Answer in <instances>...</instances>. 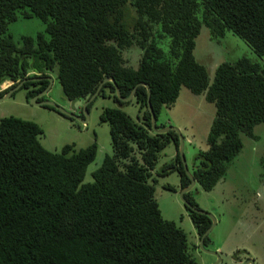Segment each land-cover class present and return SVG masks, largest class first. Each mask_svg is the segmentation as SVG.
<instances>
[{
  "label": "trees",
  "instance_id": "trees-1",
  "mask_svg": "<svg viewBox=\"0 0 264 264\" xmlns=\"http://www.w3.org/2000/svg\"><path fill=\"white\" fill-rule=\"evenodd\" d=\"M32 18L44 30L15 41L10 25ZM203 26L214 39L231 32L264 58V0H0V96L23 80L39 78L19 88L29 100L47 88L54 72L65 98L83 103L106 78L123 98L144 83L157 128H164L158 124L163 110L185 88L215 109L207 148L196 152L188 169L195 186L209 192L240 153V135L255 140L254 127L264 124V62L246 57L222 62L210 79L194 53ZM132 50L139 53L136 67L127 54ZM97 97L116 107L103 109L99 117L109 128L111 154L88 183L83 180L97 156L95 143L49 151L35 122L0 119V264H197L187 235L162 217L155 198L156 185L177 192L191 183L178 135L152 131L145 86L123 102L109 81ZM131 102L138 108L137 121L121 109ZM170 145L175 155L160 168ZM261 168L264 182V156ZM172 174L174 187L164 184ZM183 198L199 209L191 191ZM184 208L200 239L211 220ZM209 242L208 235L204 246Z\"/></svg>",
  "mask_w": 264,
  "mask_h": 264
},
{
  "label": "rangeland",
  "instance_id": "rangeland-1",
  "mask_svg": "<svg viewBox=\"0 0 264 264\" xmlns=\"http://www.w3.org/2000/svg\"><path fill=\"white\" fill-rule=\"evenodd\" d=\"M43 30L44 25L33 18L19 19L9 27V33L15 41H19L24 35L34 36ZM194 53L197 60L206 67L210 79L215 68L222 62H231L241 57L261 64L264 62V58H257L231 32H226L224 38L214 39L204 26L196 39ZM127 54L131 60L130 65L136 67L139 53L132 50ZM49 79L51 82L42 92V97L80 117L84 103L65 98L55 72L49 73ZM33 98L27 100L26 90H16L10 98L0 102V119L13 116L35 122L43 132L39 141L49 151L59 152L67 144H74L75 149L80 150L95 143L97 156L88 166L83 180V183L91 182L92 171L100 165L104 156L111 154L109 128L100 122L99 117L103 109L116 105L110 99H93L87 110V122L82 124L78 120H68L44 106L35 105ZM203 100L182 88L176 103L168 110H163L158 122L161 124L162 121L168 122L170 119L171 123L167 126L176 127L186 139L184 156L188 169L194 163L196 152L207 148L206 138L215 112L214 105ZM121 109L137 121L138 108L134 102ZM253 132L255 140L240 135L243 144L240 153L231 162L225 177L211 191L206 192L198 185L191 190V196L199 209L215 219V226L209 234L211 244L208 249L218 253V264H245L249 261L253 264H264V182L261 177L264 124L256 125ZM171 151L173 147L170 145L162 152L158 167L161 168L170 161ZM175 175L165 177L164 184L174 187L177 183ZM179 195L180 190L169 192L159 185L155 186V198L162 217L175 222L185 232L190 253L196 263L213 264L217 259L200 249L199 237Z\"/></svg>",
  "mask_w": 264,
  "mask_h": 264
},
{
  "label": "water",
  "instance_id": "water-1",
  "mask_svg": "<svg viewBox=\"0 0 264 264\" xmlns=\"http://www.w3.org/2000/svg\"><path fill=\"white\" fill-rule=\"evenodd\" d=\"M49 82H51V80L49 78H47ZM29 80H40L39 78H36V79H29ZM29 80H23L22 82H20L18 85H16L14 88L10 89L8 92H6L3 96H0V102L2 101H5L7 100L8 98H10L12 96V94L18 90L20 87H22V85L26 82V81H29ZM112 82L114 84V87H115V91H116V96L118 97L119 100L123 101V102H128L130 100L133 99L134 97V94L136 92V89L138 86H145L146 87V90H147V106H148V110L151 114V129L152 131L155 133V134H165V133H168L169 131H175V133L178 135V138H179V146H178V153L180 155V158H181V161H182V165H183V168H184V171L186 173V175L188 176V178L190 179L191 183L188 187L182 189L180 191V200L181 202L187 207L189 208L191 211H194L198 214H202V215H205L207 216L210 220H211V226L206 230V232L204 233V235L199 239V247L202 251L210 254V255H215L217 256V254L215 252H212V251H209V250H206L204 248V238L206 236L209 235V233L213 230L214 226H215V219L214 217H212L209 213L205 212V211H202V210H199L195 207H193L188 201H186L184 198H183V195L188 193L189 191L192 190V188L195 186L196 182L193 178V176L191 175V173L188 171V168H187V165L185 163V156H184V138L183 136L181 135L180 131L176 128V127H171V126H166L164 128H157V119L155 117V114L153 112V109L151 107V104H150V96H151V91H150V87L149 85L147 84H144V83H138L133 89H132V92L130 93V95L126 98H123L120 94V90L119 88L117 87V85L114 83V80L112 78H106L100 85L99 87L97 88L96 92L87 100L84 102L83 104V108H82V114H83V118L79 117V116H76L75 114L73 113H70L68 111H66L65 109L57 106L55 103L51 102V101H48V100H45V101H36L37 98H41L43 96V93L41 92L40 94H38L37 96H35L33 98V103L35 105H39V106H51L53 107L58 113L62 114L63 116L65 117H68V118H71V119H74V120H78L79 122H81L82 124H85L87 122V119H88V111L86 109V106L93 100L95 99V97L97 96V94L99 93L102 85L105 83V82ZM217 261H219V258H217Z\"/></svg>",
  "mask_w": 264,
  "mask_h": 264
},
{
  "label": "flooded vegetation",
  "instance_id": "flooded-vegetation-1",
  "mask_svg": "<svg viewBox=\"0 0 264 264\" xmlns=\"http://www.w3.org/2000/svg\"><path fill=\"white\" fill-rule=\"evenodd\" d=\"M199 210H200V209H199ZM210 233H211V232H210ZM210 233H209V234H210ZM210 244H211V241L208 243L207 247L204 246V248H205L206 250L212 251V250L208 249L209 246H210ZM212 252H215V253L217 254V256L213 255L216 259L219 258L218 253H217L216 251H212ZM249 262H250V263H249ZM249 262H247V263H245V264H253L252 261H249ZM218 263H220V261H217V260H216L213 264H218ZM241 264H242V263H241Z\"/></svg>",
  "mask_w": 264,
  "mask_h": 264
},
{
  "label": "crops",
  "instance_id": "crops-1",
  "mask_svg": "<svg viewBox=\"0 0 264 264\" xmlns=\"http://www.w3.org/2000/svg\"><path fill=\"white\" fill-rule=\"evenodd\" d=\"M202 99H204L203 97H201ZM205 101V100H203ZM168 110V109H167ZM171 123V120L169 119L168 122H164L162 121V124H165V126L169 125ZM186 139L184 138V143H185ZM175 155V149L173 147V151H171V156H170V160L174 157Z\"/></svg>",
  "mask_w": 264,
  "mask_h": 264
}]
</instances>
